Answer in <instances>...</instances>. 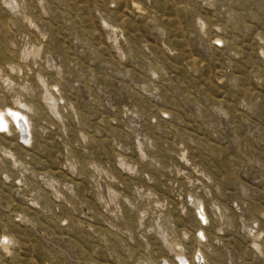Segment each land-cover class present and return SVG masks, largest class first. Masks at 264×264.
<instances>
[{"label":"rangeland","instance_id":"obj_1","mask_svg":"<svg viewBox=\"0 0 264 264\" xmlns=\"http://www.w3.org/2000/svg\"><path fill=\"white\" fill-rule=\"evenodd\" d=\"M199 259L264 264V0H0V264Z\"/></svg>","mask_w":264,"mask_h":264},{"label":"bare ground","instance_id":"obj_2","mask_svg":"<svg viewBox=\"0 0 264 264\" xmlns=\"http://www.w3.org/2000/svg\"><path fill=\"white\" fill-rule=\"evenodd\" d=\"M11 113H13V115H14L12 119H14L16 121V124L19 127H21V129H22V133L25 134L26 133V130L24 129L25 127L22 124V119H21L22 117L20 116L21 113L18 112V111H14V110H12ZM3 121L8 122L9 121V118L6 116ZM24 138H25V135H24ZM198 264H201L200 259L198 260Z\"/></svg>","mask_w":264,"mask_h":264}]
</instances>
